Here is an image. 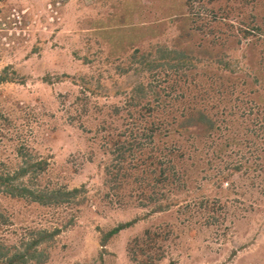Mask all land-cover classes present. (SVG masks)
<instances>
[{
    "label": "rangeland",
    "instance_id": "1",
    "mask_svg": "<svg viewBox=\"0 0 264 264\" xmlns=\"http://www.w3.org/2000/svg\"><path fill=\"white\" fill-rule=\"evenodd\" d=\"M0 74L1 262L264 264V0H0Z\"/></svg>",
    "mask_w": 264,
    "mask_h": 264
},
{
    "label": "trees",
    "instance_id": "2",
    "mask_svg": "<svg viewBox=\"0 0 264 264\" xmlns=\"http://www.w3.org/2000/svg\"><path fill=\"white\" fill-rule=\"evenodd\" d=\"M217 25H223L222 23L220 24H217ZM245 35H248V34H244ZM179 59V58H177ZM214 63L215 65H218V67H220L221 64H226L227 61L225 60V57H218L217 59L214 60ZM10 79L7 78V76H3L0 74V83H3V82H6V81H9ZM193 125H204L208 130L207 132L209 133V135L213 136V132H217V127H216V123L215 121L213 120V118L211 119L204 111H193V113L191 112L190 115H188L186 118H185V122L181 123V130L182 129H191V126ZM203 127V126H201ZM223 128V127H222ZM224 130V129H223ZM212 132V133H211ZM217 135H218V132H217ZM223 136H225V134H223ZM228 139H231L232 142H226V146L228 145H233V141H234V136L233 135H229L227 136ZM215 145H218L219 143L217 142V138L215 140ZM224 141V140H223ZM211 143V142H210ZM172 167V174H173V179H172V191H174L175 187L179 186L182 182L183 184H185L184 182V179H185V171L183 170H178L177 168V164H173V166L171 165ZM36 169H39L37 171H43L45 168H44V162H39L37 165H36ZM28 173V168L27 167H24L22 168L18 173H16L15 175L13 176H6V177H3L1 176L0 177V183H2V180L3 183L6 185L8 184V189H7V192H12V193H15V191H23V192H28V189L26 187H20L21 185H18V186H15L10 183L12 180H16V179H19L20 177H22L23 175L27 174ZM127 177V176H126ZM178 179V182H176L175 180ZM122 180H124V177L122 178ZM166 180V179H165ZM16 188V189H14ZM21 189V190H20ZM39 194H37L38 196V201L42 202L43 204H51V203H57L59 201H62L63 200V196L64 195H68L69 197H75L78 193H80V189L76 188L74 189L73 191H67V192H62V191H56V192H38ZM162 193V192H161ZM19 194H22L21 192H19ZM31 194V192H30ZM42 194V195H40ZM16 195V194H15ZM32 195H35L33 192H32ZM158 195V194H156ZM166 197V195H164ZM163 196V197H164ZM36 197V196H35ZM149 199H152L149 198ZM155 201V199L153 200ZM169 204H159L158 207L156 208L155 212H159V211H163L166 207H168ZM135 223V221H132V222H128V223H122V224H119L117 227L105 232L102 240H101V245L102 246H105L106 245V242L109 240V238L115 236L116 234H118L120 231L126 229V228H129L131 227L133 224ZM44 234H48L47 232H45ZM49 236L53 237L52 234H48ZM40 241L42 240H34L32 242V246H35L37 245L38 243H40ZM29 252V253H27ZM26 253H23V254H20V255H15L13 257H10L9 259H7L5 262H1V257H5L6 254H3L0 256V264H16L18 261H25V257H28V258H33L34 257V254L31 253V250H27Z\"/></svg>",
    "mask_w": 264,
    "mask_h": 264
}]
</instances>
